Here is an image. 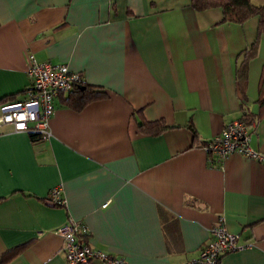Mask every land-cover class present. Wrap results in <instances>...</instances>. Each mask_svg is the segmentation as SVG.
<instances>
[{
    "label": "crops",
    "instance_id": "crops-1",
    "mask_svg": "<svg viewBox=\"0 0 264 264\" xmlns=\"http://www.w3.org/2000/svg\"><path fill=\"white\" fill-rule=\"evenodd\" d=\"M188 1L0 0V99L22 96L28 55L104 93L79 109L56 96L47 138L1 131L0 254L25 244L5 264H66L57 228L67 217L85 228L77 240L123 264H178L219 216L243 247L217 264H264V162L200 146L245 116L264 154V48L259 39L238 80L256 21ZM157 119L156 135L136 126ZM54 185L63 206L45 201Z\"/></svg>",
    "mask_w": 264,
    "mask_h": 264
},
{
    "label": "built area",
    "instance_id": "built-area-1",
    "mask_svg": "<svg viewBox=\"0 0 264 264\" xmlns=\"http://www.w3.org/2000/svg\"><path fill=\"white\" fill-rule=\"evenodd\" d=\"M24 68L29 85L21 93L19 99L0 102V134L3 128L8 127L10 132H32L42 138L49 136L47 122L53 112L54 98L60 93L67 94L74 86L83 83L76 71L66 68L64 63L39 62L27 56ZM247 123L233 119L224 123L217 135L212 136L200 146L206 153H214L222 158L226 154L239 153L243 158H251L264 162L263 152L254 150L249 144ZM59 186L49 189L45 201L47 204L63 206L64 199ZM224 217L219 216L215 224L209 229V238L197 250L194 258L180 261L178 264H217L219 258L226 251L239 250L242 244H237L238 234L230 232ZM81 223L67 217L65 222L57 228L63 241V253L66 264H86L92 257L102 261V264H123L119 257H110L107 254L80 242L78 236L85 235V228Z\"/></svg>",
    "mask_w": 264,
    "mask_h": 264
},
{
    "label": "trees",
    "instance_id": "trees-1",
    "mask_svg": "<svg viewBox=\"0 0 264 264\" xmlns=\"http://www.w3.org/2000/svg\"><path fill=\"white\" fill-rule=\"evenodd\" d=\"M190 6L197 10H204V8H216L220 9L222 21H234L235 23H241L243 20H247L252 17H256V35L253 43L250 47L245 49L243 56L240 60V63L236 70V75L238 80H241L243 83L247 77L248 69V60H251L257 54V46L259 39H264V3L261 5L252 4L250 0H189ZM259 89L260 96L259 101L260 105L264 107V63L261 66V72H259ZM79 87H83L80 89ZM104 93L101 91L99 86H92L88 83L83 82L79 86H74L72 91L67 93V97L64 98V102L70 108L79 109L86 102L97 99V97L103 96ZM7 101L9 98L0 99V101ZM247 119L245 116L242 117V120ZM140 132L146 134L156 135L160 133L161 130L166 128L164 122L161 119L157 120H147L138 122L136 125ZM29 138L31 140H36L38 134L27 131ZM22 246H25L22 245ZM22 246L14 247V249H7L4 253L0 254V264H5L8 260V257L12 256L16 250Z\"/></svg>",
    "mask_w": 264,
    "mask_h": 264
},
{
    "label": "rangeland",
    "instance_id": "rangeland-1",
    "mask_svg": "<svg viewBox=\"0 0 264 264\" xmlns=\"http://www.w3.org/2000/svg\"><path fill=\"white\" fill-rule=\"evenodd\" d=\"M252 4H258V5H261L264 3V0H250ZM251 19H253V21L255 22L256 21V17H252ZM260 48H264V39L261 38V43H260Z\"/></svg>",
    "mask_w": 264,
    "mask_h": 264
},
{
    "label": "water",
    "instance_id": "water-1",
    "mask_svg": "<svg viewBox=\"0 0 264 264\" xmlns=\"http://www.w3.org/2000/svg\"><path fill=\"white\" fill-rule=\"evenodd\" d=\"M80 89H83V87H79Z\"/></svg>",
    "mask_w": 264,
    "mask_h": 264
}]
</instances>
